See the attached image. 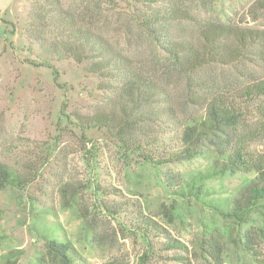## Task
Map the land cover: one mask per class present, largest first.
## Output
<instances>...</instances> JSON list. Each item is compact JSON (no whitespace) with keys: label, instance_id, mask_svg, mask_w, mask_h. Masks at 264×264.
Returning a JSON list of instances; mask_svg holds the SVG:
<instances>
[{"label":"rangeland","instance_id":"1","mask_svg":"<svg viewBox=\"0 0 264 264\" xmlns=\"http://www.w3.org/2000/svg\"><path fill=\"white\" fill-rule=\"evenodd\" d=\"M170 1L191 10L196 22L227 20L264 32V11L254 14L255 0H226L224 14L214 0ZM130 4L0 0V165L24 182L0 188V264H58L46 248L56 240L81 264H183L178 257L190 264H216L199 249L201 239L220 247L219 264H264V208L238 225L209 207L235 197L253 174L211 175L215 162L222 161L212 151L160 166L126 152L106 130L81 121L104 106L105 81L72 61L44 64L28 40L33 32L43 38L51 33L31 29L30 13L58 7L76 15L79 25L94 18L111 45L144 62L158 50L133 23ZM256 62L209 71L218 86H234L244 81L245 71L264 79V61ZM167 88L178 99L184 80L170 78ZM252 149L264 151V141ZM167 176L179 182V195L165 187ZM117 207L120 215L113 212ZM141 219L154 221L161 234L137 232ZM246 235L259 256L243 248ZM167 239L179 241L186 251L165 250Z\"/></svg>","mask_w":264,"mask_h":264},{"label":"trees","instance_id":"2","mask_svg":"<svg viewBox=\"0 0 264 264\" xmlns=\"http://www.w3.org/2000/svg\"><path fill=\"white\" fill-rule=\"evenodd\" d=\"M214 1L224 14L226 0ZM254 5V14L264 11V0H255ZM191 12L170 0H131L133 23L158 50L145 56L144 62L111 45L94 18L79 25L76 15L58 7L34 10L28 16V26L51 31L50 38L35 32L27 37L44 64L72 61L82 65L85 74L105 81L104 106L80 119L85 126L113 135L126 152L160 166L188 162L212 151L222 161L215 162L211 175L253 174V180L235 197L209 206L221 218L240 225L251 212L264 208V151L252 149L264 141V79L245 71L243 82L218 86L209 70L264 61V32L239 28L227 20L196 22ZM177 77L184 80L181 101L167 88L169 79ZM21 182L0 165V188ZM164 185L179 195L180 184L174 177H165ZM120 210L117 207L113 212L120 215ZM136 227L146 237L152 232L161 234L152 220L141 219ZM253 247L246 235L243 248L259 256ZM46 248L58 264H81L66 244L56 240ZM164 248L186 251L172 239L165 241ZM199 249L219 264L221 252L215 242L201 239ZM176 260L190 264L182 257Z\"/></svg>","mask_w":264,"mask_h":264}]
</instances>
